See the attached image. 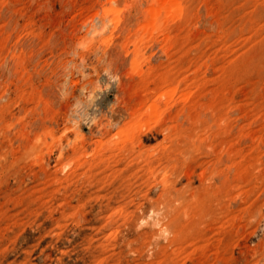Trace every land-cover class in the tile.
<instances>
[{
  "label": "rangeland",
  "instance_id": "rangeland-1",
  "mask_svg": "<svg viewBox=\"0 0 264 264\" xmlns=\"http://www.w3.org/2000/svg\"><path fill=\"white\" fill-rule=\"evenodd\" d=\"M0 264H264V0H0Z\"/></svg>",
  "mask_w": 264,
  "mask_h": 264
},
{
  "label": "bare ground",
  "instance_id": "bare-ground-1",
  "mask_svg": "<svg viewBox=\"0 0 264 264\" xmlns=\"http://www.w3.org/2000/svg\"><path fill=\"white\" fill-rule=\"evenodd\" d=\"M154 1V5L156 4V5H158V4H160V3H162L163 2V0H153ZM113 2V1H112ZM165 2V1H164ZM170 2V1H169ZM168 2V3H169ZM171 2H172V0H171ZM174 2V1H173ZM171 6V5H170ZM173 6H174V4H173ZM169 8V7H168ZM177 8V7H176ZM176 8H175V6H174V8L172 9V11H174V10H176ZM113 12H115V10L113 9V8H109L107 11H106V14H111V13H113ZM167 12H168V10H167ZM169 12H171V11H169ZM151 21H156V19H152Z\"/></svg>",
  "mask_w": 264,
  "mask_h": 264
}]
</instances>
